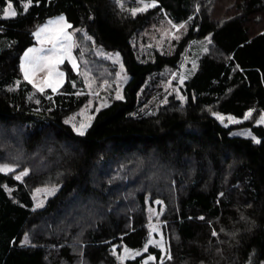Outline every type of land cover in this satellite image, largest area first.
<instances>
[{"label":"trees","instance_id":"16d2710c","mask_svg":"<svg viewBox=\"0 0 264 264\" xmlns=\"http://www.w3.org/2000/svg\"><path fill=\"white\" fill-rule=\"evenodd\" d=\"M150 1L156 6L134 14L121 0H32L27 11V0H0V140L8 136L11 149L16 136L29 154L10 159L29 170L24 179L0 171V264H143L149 256L148 264L264 263V127H225L212 115L264 113V0ZM9 4L15 16L5 15ZM58 16L119 52L129 75L123 98L100 109L83 135L66 121L88 101L80 76L65 65L54 92L22 73L35 32ZM158 17L187 27L171 49L140 57L134 41ZM206 39L211 51L180 97L151 104L162 73ZM242 128L260 142L231 134ZM8 149L0 145V158ZM154 167L148 174L166 172L165 186L154 184L160 193L146 187L143 172ZM49 179L57 193L37 208L32 191ZM155 200L166 204L165 261L150 244ZM123 248L141 254L120 263Z\"/></svg>","mask_w":264,"mask_h":264},{"label":"rangeland","instance_id":"374dc122","mask_svg":"<svg viewBox=\"0 0 264 264\" xmlns=\"http://www.w3.org/2000/svg\"><path fill=\"white\" fill-rule=\"evenodd\" d=\"M121 2L126 6V9H131L134 14L148 11L156 6V3L150 0H127L126 2L121 0ZM145 5H148V7L145 8ZM13 10L12 7L10 9L8 7L6 11L10 13ZM5 15L11 16L6 13ZM186 27V24L175 25L166 18H156L134 41L138 55L145 57L152 49L162 52L171 49L172 42L180 38ZM34 36L36 44L26 51L22 61L24 77L40 91L50 88L54 92H58L66 81L65 65L71 67L80 76L83 82L80 93L86 94L88 101L83 107L73 112L66 121L77 133H85L100 109L108 106L113 100L123 98V89L129 75L126 72L121 55L117 51L107 50L103 46L97 45L85 31L78 32L70 29L64 16L49 20L38 28ZM30 49L32 51H29ZM207 51H211L209 39L192 43L186 50L179 69H167L162 73V82L159 84L161 99H158V95L153 98L154 101L151 104H155V106L165 104L172 94L180 97V85L196 69L199 56ZM212 115L225 127L238 125L247 120H253L255 125L264 127V113L255 118L254 111H249L244 119H238L216 111ZM231 134L260 142V139L249 128L234 129ZM14 137L16 138V144L11 149L6 147L8 136L3 135V139L0 140L2 141L0 143L1 147L8 149V156L2 157L4 161L0 163V167L6 165L11 170L3 172L12 173L16 177L19 176V179H24L29 170L26 168L23 170L18 169L16 166L20 163V160L17 159L15 162H11L10 159L19 158L23 155V162H25L29 154H26V150L22 151L20 140L16 136ZM36 156L34 155L27 163H31V160ZM156 168L145 169L143 172L144 174L147 171L146 187L149 192L155 190L154 184L157 180L161 179L160 182H163L164 186L166 184L165 179H163L165 171L163 173L159 169L160 178L151 172L148 174L150 169ZM55 182V180L49 179L46 184L38 185L32 191L37 208L44 207L48 199L57 193L59 186ZM155 191L157 193L162 192L161 190ZM148 205L149 228L151 231L150 244L161 250L162 261H165L171 256L169 236H167V233L165 234L163 228L168 224L162 220L166 204L162 200H155L152 205L148 202ZM140 254L123 248L118 253V258L121 263L128 259H134ZM154 260V256H149L143 261V264L154 262Z\"/></svg>","mask_w":264,"mask_h":264},{"label":"snow or ice","instance_id":"6c2138e0","mask_svg":"<svg viewBox=\"0 0 264 264\" xmlns=\"http://www.w3.org/2000/svg\"><path fill=\"white\" fill-rule=\"evenodd\" d=\"M32 3V0H27V4L24 5V10L27 11V7L28 5H30ZM9 9L11 8V4L8 5ZM148 7V5H145V8ZM6 14H10L11 16H15L16 12L13 10L10 13L6 11ZM61 20L63 19L62 17L60 18ZM29 51H32L31 49ZM27 55V54H26ZM81 135H83V132H80ZM259 142V141H257ZM6 170H11L9 169L6 165L0 167V171H6ZM20 177L18 176L17 179H19ZM214 235L216 234L215 232L213 233Z\"/></svg>","mask_w":264,"mask_h":264}]
</instances>
